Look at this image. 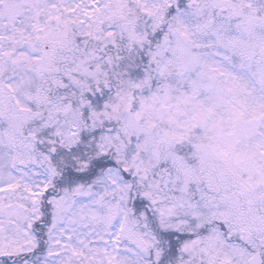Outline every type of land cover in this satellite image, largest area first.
<instances>
[{"label":"snow or ice","instance_id":"1","mask_svg":"<svg viewBox=\"0 0 264 264\" xmlns=\"http://www.w3.org/2000/svg\"><path fill=\"white\" fill-rule=\"evenodd\" d=\"M0 264H264V0H0Z\"/></svg>","mask_w":264,"mask_h":264}]
</instances>
